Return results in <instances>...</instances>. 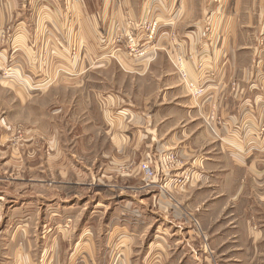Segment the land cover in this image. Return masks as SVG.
Instances as JSON below:
<instances>
[{
  "label": "rangeland",
  "instance_id": "374dc122",
  "mask_svg": "<svg viewBox=\"0 0 264 264\" xmlns=\"http://www.w3.org/2000/svg\"><path fill=\"white\" fill-rule=\"evenodd\" d=\"M139 1L145 20L134 24L129 33L143 46L159 35L160 19L170 17L161 15L157 0ZM57 2L67 24L57 32L47 19L50 15L41 17L40 35L50 38L49 46H26L29 36L18 32L3 34L4 47L0 48L2 264H56V260L59 264H264V175L251 173V159L246 164L238 162L241 172L235 180L222 176L215 181L222 187L233 185L231 191L223 188L224 195L209 178L200 176L201 169L193 171L182 165L173 151L155 157L152 146L150 155H106L108 150L112 152V145L100 128L95 143L90 140L91 97L83 96L86 87L78 86L72 77L58 78V72L74 70L53 65L52 55L61 51L70 57L90 55L89 41L80 49L77 43L81 20L76 12L81 11L83 19L99 11L104 0H51L52 13L58 9ZM171 4L178 10L170 18L172 24L188 20L195 38L204 43L220 45L239 39L237 53L252 56L255 80L263 84L262 88L258 85L263 90L251 116L258 120L261 131L264 0H172ZM141 29L145 38L139 41L136 33ZM177 39H173L171 64L191 96L187 77L202 89L193 96L200 98L205 87L190 78L187 64L192 59ZM41 50L51 56L46 59L51 78L38 74L43 61L34 63L36 69L30 59L24 62L28 54L34 60L40 58ZM88 68L89 64H83V70ZM201 69L199 63L196 70L201 73ZM109 72L118 79L108 82V90L115 91L124 83L136 103L137 80L127 79L117 67ZM167 153H173L177 161L163 171L160 158ZM144 163L153 169V180L145 176ZM195 178L212 186L199 182L194 188ZM48 230L49 238L42 235Z\"/></svg>",
  "mask_w": 264,
  "mask_h": 264
},
{
  "label": "crops",
  "instance_id": "0c3cea01",
  "mask_svg": "<svg viewBox=\"0 0 264 264\" xmlns=\"http://www.w3.org/2000/svg\"><path fill=\"white\" fill-rule=\"evenodd\" d=\"M168 1L169 3L157 0L158 8L161 15L171 18L178 10L171 4L172 0ZM50 2L51 0H0V48L4 47L3 34L18 32L29 36L26 46L43 48V44L47 43L49 46L50 38L40 35L41 17L50 15L47 19L57 32H62L67 24L60 2L56 3L58 9L53 13ZM139 2L104 0V6L99 11L86 14L83 19L82 12L77 10L76 15L81 20L78 24L77 43L80 49L84 41H89L90 55L75 54L70 57L65 55V51L59 52L60 55H52L55 59L53 65L61 64L63 68L72 66L74 70L58 72V78L67 80L72 77L78 86L86 87L83 96L91 97L90 140L95 143L94 135H98L100 128L108 137L107 142L112 145V152L108 150L106 155H150L152 146L155 157L173 151L182 165L193 171L201 169L203 175L200 176L209 178L218 193L224 195L226 189L223 188L231 191L234 190L233 185L224 184L222 187L215 181L222 180V176L235 180L241 172L238 162L246 164L251 159V173L263 176L264 128L259 131L261 126L259 127L258 120L251 116L254 112L251 110L252 106L258 103L262 94L260 90H263L258 85L261 87L263 84L255 80L252 56L247 57L241 51L237 53L240 48L239 39L222 42L220 45L204 43L195 38L193 26L188 20L172 24L170 18H164L160 19L163 25L157 38L143 45L147 48V56L130 57L126 35L134 24L145 20L144 9H140ZM136 34L139 41L145 38L143 29ZM61 38L63 39V35ZM174 38H178L176 42L182 44L185 54L192 59L187 64L190 78L205 87V93L200 98L191 96L182 87L171 64ZM58 45L60 42L56 43ZM31 49L34 51V48ZM40 52L37 60H34V55L28 54L30 57L27 55L24 62L27 63L30 59L29 64L32 69H36L34 63L43 61L41 63L46 65V69L40 67L41 73L38 74L51 78L53 73L50 62L47 65L46 60L51 56L42 50ZM199 63L202 64L201 73L196 70ZM83 64H89L88 71L83 70ZM115 67L122 70L127 79L137 80L136 95L139 99L136 103L129 97L130 93L128 94L124 83L115 91L108 90V82L118 79L109 72ZM94 79L99 84L94 83ZM87 81L88 83H83ZM262 110L264 109L260 110V116L263 114ZM211 116L215 117L213 121L209 119ZM207 125L213 127L214 131ZM100 131V134H104ZM194 181V188L199 182L203 185L208 182L197 178ZM210 182L208 184L212 186ZM261 198L263 199L262 196ZM49 232L50 230L43 231L42 235L48 237ZM57 235L58 233L54 234L53 238ZM1 237L0 233V264L3 259ZM56 264H59L57 260Z\"/></svg>",
  "mask_w": 264,
  "mask_h": 264
},
{
  "label": "built area",
  "instance_id": "2783aa9c",
  "mask_svg": "<svg viewBox=\"0 0 264 264\" xmlns=\"http://www.w3.org/2000/svg\"><path fill=\"white\" fill-rule=\"evenodd\" d=\"M154 25H156V26H154ZM157 25H158V23L153 24L151 30H154V32H155L157 29ZM126 39H127V44H128L130 55H132L134 57H146L147 56V54H148L147 48L144 46L138 45L137 42L135 41V39L133 38V36L130 35V33L128 35H126ZM178 62H179L180 67H181V74L184 78H186V73H185L181 58H178ZM186 83H187L189 89L192 90L193 96H196V95H199L202 93V89L199 88V86L197 84L191 83L190 80L188 81V77L186 79ZM160 161L162 164V170L168 171L172 166H174L176 164L177 160H176V156L173 153H167L160 158ZM142 169L144 170V172H145L144 174L147 177V179L153 180V178L155 177V173H154L153 169L150 167V165L148 163H144V164H142Z\"/></svg>",
  "mask_w": 264,
  "mask_h": 264
}]
</instances>
